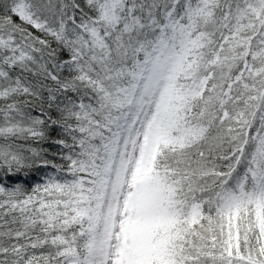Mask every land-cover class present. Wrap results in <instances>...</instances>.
<instances>
[{
    "label": "snow or ice",
    "instance_id": "1",
    "mask_svg": "<svg viewBox=\"0 0 264 264\" xmlns=\"http://www.w3.org/2000/svg\"><path fill=\"white\" fill-rule=\"evenodd\" d=\"M0 264H264V0H0Z\"/></svg>",
    "mask_w": 264,
    "mask_h": 264
}]
</instances>
